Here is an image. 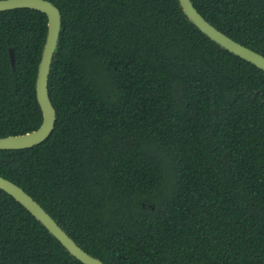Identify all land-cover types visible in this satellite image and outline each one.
<instances>
[{
  "label": "trees",
  "instance_id": "trees-1",
  "mask_svg": "<svg viewBox=\"0 0 264 264\" xmlns=\"http://www.w3.org/2000/svg\"><path fill=\"white\" fill-rule=\"evenodd\" d=\"M47 1L62 16L55 129L0 151V176L104 264H264V72L202 34L179 0ZM192 2L264 56V0ZM47 32L42 12H0V138L42 125ZM0 264L82 263L0 190Z\"/></svg>",
  "mask_w": 264,
  "mask_h": 264
},
{
  "label": "water",
  "instance_id": "water-1",
  "mask_svg": "<svg viewBox=\"0 0 264 264\" xmlns=\"http://www.w3.org/2000/svg\"><path fill=\"white\" fill-rule=\"evenodd\" d=\"M188 20L207 38L229 53L254 65L264 72V56L234 41L211 25L195 8L192 0H179ZM17 9H32L44 13L48 18V32L38 68L36 81L37 100L43 114V122L36 131L6 138H0V151L26 150L41 145L55 129L57 115L49 96V76L58 48L62 28L60 10L47 0H0V12ZM12 67L15 66L14 53L10 50ZM0 190L22 205L47 231L82 264H104L100 259L85 252L35 201L15 183L0 176Z\"/></svg>",
  "mask_w": 264,
  "mask_h": 264
}]
</instances>
